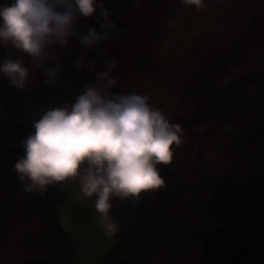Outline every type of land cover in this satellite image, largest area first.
Listing matches in <instances>:
<instances>
[{"label": "rangeland", "instance_id": "1", "mask_svg": "<svg viewBox=\"0 0 264 264\" xmlns=\"http://www.w3.org/2000/svg\"><path fill=\"white\" fill-rule=\"evenodd\" d=\"M104 4L123 35L102 45L106 56L89 53V58L97 60L98 71L104 60L117 59L115 91L148 96L153 108L182 126V143L173 146L171 164L157 166L164 187L142 194L139 200L120 201L127 209L144 205L146 219L142 209L124 218L119 208L114 213L119 199L112 203L109 214L120 225L112 235L100 224L96 197L83 195L78 179L48 186L39 202L36 193L23 191L13 165L24 152L20 147L18 156H13L11 148L13 141L20 145L26 135L4 120L0 105V264H107L110 256H103L104 251L118 237L126 241L129 234L142 245V264H197L199 254L209 251L216 253L219 264H227L222 247L237 243L242 251L233 249L229 257L235 264H264V114H256L253 101H244L243 93L236 95L225 85L238 84L244 93L260 95L256 104H264V0H204L199 10L180 0H104ZM94 25L93 18L81 26L86 30ZM81 52L72 42L61 53L63 69L55 87L44 84L42 71L33 72L23 97L12 95L13 113L20 117L24 112L21 120L29 119L32 125L48 108L71 103L83 85L94 80L93 73L73 67ZM15 56V50L0 48V62ZM9 87L14 88L0 76V91ZM38 89L45 92L43 97L36 94ZM231 98L236 106L227 110ZM51 190L56 193L48 202ZM234 200L242 209L227 222ZM210 205L213 213L224 211L228 234L218 239V248L213 244L208 250L206 242L199 240L194 247L192 237L184 235L205 234L195 222ZM145 221L152 230L148 225L144 230ZM166 222L173 233L167 228L161 231ZM253 232L260 245L253 242ZM152 237L158 239V253L147 251ZM59 240L63 243L56 246Z\"/></svg>", "mask_w": 264, "mask_h": 264}, {"label": "clouds", "instance_id": "2", "mask_svg": "<svg viewBox=\"0 0 264 264\" xmlns=\"http://www.w3.org/2000/svg\"><path fill=\"white\" fill-rule=\"evenodd\" d=\"M196 10L204 0H180ZM95 25L82 29V21ZM104 0H9L0 3V48L13 49L15 58L0 62L3 76L18 91L26 90L32 73L40 70L44 84L55 87L61 78L62 52L76 42L82 50L76 70L94 74L71 103L48 108L32 122L20 141L23 156L14 171L25 193L42 195L48 186L79 180L80 191L93 196L104 230L115 235L120 225L109 214L112 199L139 200L164 187L158 165H169L173 146L182 143V126L153 108L149 97L115 91L113 74L119 61L97 60L107 55L103 44L122 36Z\"/></svg>", "mask_w": 264, "mask_h": 264}, {"label": "trees", "instance_id": "3", "mask_svg": "<svg viewBox=\"0 0 264 264\" xmlns=\"http://www.w3.org/2000/svg\"><path fill=\"white\" fill-rule=\"evenodd\" d=\"M110 15H112V14H110ZM145 37L146 38H150V36L146 32H145ZM8 56L9 55H7V57ZM71 60H72V58H71ZM147 64H149V62H147ZM147 64H145V65L147 67H149V65H147ZM120 84H121V82H120ZM225 85L227 87L229 86V88H231V89H235L236 95H241V93H243L242 99L244 101H246V99L248 101H253L254 105H255L256 114H259V113L260 114H264V108H263L264 104L263 105L262 104L261 105L256 104V101H257V99H258V97L260 95L249 93L250 91H248V93H244L238 84L229 85L228 82H227ZM245 87H247V86H245ZM9 90H10V92H9ZM13 93H16L20 98H22L24 90L23 91H18V90L14 91V88L11 89L9 87V88H7L5 90L0 91V105H2V108H3L4 120H7L9 124L14 126L12 129H14L15 131H19L22 134H25L27 136L28 134H30L33 131V129L31 127V123L29 122V119H27L25 121L21 120V119H24V117H25V114H23L24 112H20V117H17L13 113V111H12L13 110V97H12ZM44 93L45 92H43L41 89H38L36 91V94H40L42 97H43ZM52 100L53 99H51V103H52ZM59 100H60V97H59ZM55 101H57V100H55ZM259 101H261L260 98H259ZM57 102L59 103V101H57ZM235 106L236 105L232 103V98H231L230 102L227 105V110L228 109H230V110L234 109ZM230 114H228L227 116H228L229 120H232L233 116L230 115ZM6 117H9L10 120H11V118L15 117V118L19 119L20 122L19 123L12 122V120L10 121ZM12 143L14 145V148H13V150L11 148V154L13 156H18L19 152L21 151L20 145H16L14 143V141ZM234 145H235V143H234ZM52 193H56V191L51 190L50 195L46 196V200L48 202L51 201V200L54 201L52 199ZM37 198H38V202L40 200H42V199H40V195L39 194H37ZM114 199H115V201H113ZM116 200H117L116 198H113L112 199V203L114 204L116 202ZM234 201L235 202H232V204L230 206V211H228L227 222L229 220H231V218L234 217L235 211L240 213V210L242 209L241 203L236 202V200H234ZM117 203L118 204H117V206L114 209V213H115V210L117 208H119L120 210H122L120 212V215L124 216V218H125V216H129V215H133L134 216L135 212H139L142 209V213H143V215L145 216V219H146V214H145V211L143 209L144 205H143L142 208H139L140 210L139 209L133 210L132 207L130 209H127V208L123 207V205H120V200L117 201ZM217 210H218V208H217ZM219 216L221 217V221H218ZM224 217H225V213H224V211L222 209L220 210L219 214H216V213H213V207L210 205V206L207 207V212L201 213L199 218H198V220H197V222H195V225H200L201 224L202 225L201 228L202 229L205 228V234L198 235L195 232L194 233L190 232V233L184 235V237H189V239H190V237H192L191 239L193 241L194 247H196V243H199V240H200V244H201V240H202L203 242H206L204 244L206 249L209 250V247L211 245H213V244L217 245V248H218V246H219L218 239L221 236L223 238H225L226 235L228 234V232L225 231V228L223 226ZM56 222L58 224V221H56ZM147 225L152 230V228L150 227V225L146 221H145L144 230H146ZM58 227L61 228V226L59 224H58ZM159 227H161V222L159 224ZM166 228H167V230L170 233L174 232L172 230V225H170L167 222H166V226H163L161 231L163 229H166ZM254 230H256L255 227H254ZM62 232L64 233V235L66 237L65 239H67V241L65 240L66 244L68 242V245H69L70 239L68 240V238H67V232L63 231V230H62ZM212 232H214V233L211 236ZM148 233H150V232H148ZM254 233H256V232H253V240H254L253 242H255V244L258 243V245H260L262 241L260 240V237L258 235H255ZM177 235L180 236L179 234H177ZM150 236L151 235H149V237ZM130 237H131V235L129 234V237H128V239L126 241H123V240L120 239V237H118L117 243L114 246L112 244L111 247L108 250L104 251L103 256L106 255V254H107L106 256H110V262H107V264H138V259H139V262H140L139 264H142V261H144V260L141 261L142 257H141V259L139 257V250H140L139 248H141L142 245H140V244L137 245L135 239L134 238L130 239ZM203 237H204V239H203ZM208 239H211L212 241H209ZM150 242H151L150 245H151L152 248L149 247L150 249L148 248L147 251L151 252L152 250H154L156 253H158V250H160L159 249L158 239L156 241V238L152 237ZM62 243H63V241L59 240L56 246H59ZM223 243H226V242H223ZM228 245L222 247V250L224 251V253H226V255H227L226 257L228 258L227 264H235L234 260L230 259L229 257L233 256L232 255V254H234L233 249L236 250L238 248L239 244L237 243V247H231V248L228 247ZM253 245H254V243H253ZM249 246H251V244ZM238 249L241 250L240 248H238ZM248 249H250V247H248L247 250ZM261 251H262V254H263L264 249L261 248ZM248 255H251V253L248 254ZM248 255H246L245 257H247ZM63 256H68V255L63 254ZM261 261H264V257H261ZM196 262H197V264H219L216 253H213L211 251L206 252V256H204L203 253L199 254V257L196 260ZM222 263L225 264L224 261Z\"/></svg>", "mask_w": 264, "mask_h": 264}]
</instances>
